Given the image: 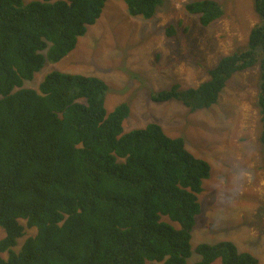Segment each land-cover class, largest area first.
Segmentation results:
<instances>
[{
  "label": "trees",
  "instance_id": "16d2710c",
  "mask_svg": "<svg viewBox=\"0 0 264 264\" xmlns=\"http://www.w3.org/2000/svg\"><path fill=\"white\" fill-rule=\"evenodd\" d=\"M131 16L152 18L162 0H122ZM247 44L220 57L196 86L150 94L207 109L227 81L257 67L264 159V0ZM106 0H0V264H187L206 159L156 122L124 131L130 108L107 112L99 77L58 70L57 63L94 24ZM184 10L205 27L220 19L218 0H190ZM167 30L174 34L172 26ZM21 221H24L22 223ZM35 228L18 251L12 248ZM193 264H258L231 241L201 242Z\"/></svg>",
  "mask_w": 264,
  "mask_h": 264
},
{
  "label": "rangeland",
  "instance_id": "374dc122",
  "mask_svg": "<svg viewBox=\"0 0 264 264\" xmlns=\"http://www.w3.org/2000/svg\"><path fill=\"white\" fill-rule=\"evenodd\" d=\"M188 1L162 0L155 15L145 19L129 15L122 0H106L101 15L78 37L74 49L57 63H45L27 86L36 87L51 70L97 76L108 86L107 112L120 103L129 105L125 132L156 122L166 133L182 136L187 148L210 165L199 195L201 212L195 217L187 264L198 260L199 243L218 241H231L264 264L257 67L236 72L207 109L190 111L177 100L150 98L158 90L173 85L183 89L207 79V69L220 57L246 46L249 30L258 22L252 0H218L222 17L203 27L196 15L184 10ZM168 26L173 27V35ZM35 232L33 227L25 228L12 249L18 251ZM4 235L0 227V239Z\"/></svg>",
  "mask_w": 264,
  "mask_h": 264
}]
</instances>
